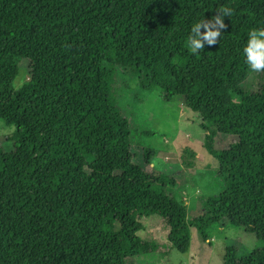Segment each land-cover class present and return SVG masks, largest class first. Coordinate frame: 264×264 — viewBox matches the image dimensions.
Masks as SVG:
<instances>
[{
    "label": "trees",
    "instance_id": "obj_1",
    "mask_svg": "<svg viewBox=\"0 0 264 264\" xmlns=\"http://www.w3.org/2000/svg\"><path fill=\"white\" fill-rule=\"evenodd\" d=\"M225 7L232 16L221 38L192 54L177 26ZM256 28H264V0H0V123L14 128L12 149L0 145V264L158 261L164 248L138 235L140 219L152 215L182 254L191 228L205 242L223 221L264 241V71L251 73L242 51ZM24 60L28 80L15 90ZM118 66L137 75L140 90L164 103L181 98L198 115L223 180L200 217L187 218L175 193L181 179L149 174L129 156L101 158L114 145L129 147ZM217 135L237 141L217 151ZM143 151L150 166L154 151ZM72 190L81 218L64 210L63 193ZM223 264H264V249L239 258L229 248Z\"/></svg>",
    "mask_w": 264,
    "mask_h": 264
},
{
    "label": "rangeland",
    "instance_id": "obj_2",
    "mask_svg": "<svg viewBox=\"0 0 264 264\" xmlns=\"http://www.w3.org/2000/svg\"><path fill=\"white\" fill-rule=\"evenodd\" d=\"M190 26L178 25L177 29L188 36ZM115 91L117 104L123 116L130 122L129 147L114 145L109 155L102 159L122 162L127 156L132 162L149 174H164L181 179L175 193L182 198L188 208L187 218L200 217L204 207L222 192L223 180L220 177V165L206 150L207 139L199 128L198 115L190 111L181 98L171 103H164L156 92H146L138 88L137 75L123 67H116ZM29 64L26 60L20 64L19 72L13 82V88L19 90L28 80ZM250 83L253 80L249 81ZM264 85V81H260ZM150 131L152 137L142 132ZM14 128L0 123V145L5 151L12 149L11 138ZM237 138L230 135H217L213 148L226 150ZM144 149H152L151 165L144 160ZM189 150L196 156L191 158ZM185 160L194 161L188 170ZM118 174V172L116 173ZM65 213L84 216L83 202L76 191L63 193ZM142 230L139 237L147 242L161 245L166 252L163 259L153 255L143 264H223L226 250L233 248L239 258L254 251L264 249V241H259L253 234L233 227L228 221L211 226L207 231V241H202L195 228L190 229V245L182 254L170 249L169 229L163 219L156 215L140 219Z\"/></svg>",
    "mask_w": 264,
    "mask_h": 264
},
{
    "label": "clouds",
    "instance_id": "obj_3",
    "mask_svg": "<svg viewBox=\"0 0 264 264\" xmlns=\"http://www.w3.org/2000/svg\"><path fill=\"white\" fill-rule=\"evenodd\" d=\"M229 7L218 10V14L210 19L204 17L196 21L190 28L185 45L192 54H198L206 46H212L221 38L225 28L224 17H231ZM203 29V30H202ZM245 63L251 73L264 71V28L252 29L247 34L243 47Z\"/></svg>",
    "mask_w": 264,
    "mask_h": 264
}]
</instances>
